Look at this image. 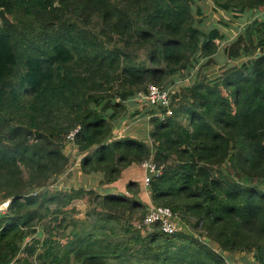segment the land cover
Returning <instances> with one entry per match:
<instances>
[{
	"label": "trees",
	"instance_id": "1",
	"mask_svg": "<svg viewBox=\"0 0 264 264\" xmlns=\"http://www.w3.org/2000/svg\"><path fill=\"white\" fill-rule=\"evenodd\" d=\"M199 1L0 0V264H230L238 252L264 264V19L230 39L204 27ZM210 1L235 18L264 10V0ZM222 40L234 62L209 77ZM202 59L173 114L149 118L151 145L113 132L126 101ZM74 129L101 193L49 189ZM148 160L159 170L151 203L182 226L172 234L137 227L147 207L137 181L125 184L131 195L107 188ZM75 199L89 203L86 217Z\"/></svg>",
	"mask_w": 264,
	"mask_h": 264
},
{
	"label": "rangeland",
	"instance_id": "2",
	"mask_svg": "<svg viewBox=\"0 0 264 264\" xmlns=\"http://www.w3.org/2000/svg\"><path fill=\"white\" fill-rule=\"evenodd\" d=\"M198 1V0H195ZM202 2H205L204 6V27L209 29L210 27L216 26L227 33L228 38L232 39L236 36L238 28L244 26L245 24L255 19H264V10L263 11H246L245 13L236 14L238 18L232 16V14H226L223 11L213 9V3L210 0H201L198 3L202 5ZM223 20H220V19ZM227 21L225 24V22ZM225 40H222L218 45V51L214 55L216 60L215 63H210L205 66L203 72L207 73L209 77H215L220 74L221 69L225 64H232L233 60L226 59L225 53L223 51V46L225 45ZM138 58L140 61H144L145 56L142 52L138 53ZM191 60V59H190ZM243 60V59H242ZM242 60H239L241 62ZM205 59H202L199 62H196L194 69L191 65L187 64L186 68H182L174 75H170L165 83L161 85L170 86L173 91L180 90L182 87L189 85L194 78V75L197 72L199 65L204 63ZM193 62V61H191ZM151 109L143 100L133 97L130 100L124 103V108L120 111L118 118L114 121L112 120V125L114 126L113 132L116 135H132L143 138L147 140L148 144L151 143V139H148L147 132L150 129V119L148 118V110ZM152 110V109H151ZM183 124L186 123V120L181 118ZM121 132V133H120ZM151 145V144H150ZM64 153L68 156L69 162L66 170L57 176L56 181L53 184L49 185V189H61V187L66 185V188L69 187H82L84 189H92L97 192H103L106 188L103 185H100V180L102 179L101 173H84L81 170L80 160L81 154H78L77 147L71 139L68 138L64 145ZM123 176L120 179L113 182V184L108 185V190L116 192H126L131 195L130 191L128 192L125 188V184L128 180L137 181L141 186L139 188L138 198H143L146 200V194L148 187H145L143 184V177L147 174L146 167L143 164H132L124 168ZM149 194V193H148ZM141 196V197H140ZM73 207L78 211V214L81 218L86 217V211L89 210V203L85 199H75L72 202ZM6 205L2 202L0 203V210L5 209ZM146 206L144 212H146ZM145 214V213H144ZM134 219L136 217H133ZM64 241V240H62ZM212 246L217 249V245L212 244ZM228 254V253H227ZM227 254H224L226 259L229 261L232 259L233 263L236 264H257L253 260L252 253L238 252L231 254V259Z\"/></svg>",
	"mask_w": 264,
	"mask_h": 264
},
{
	"label": "built area",
	"instance_id": "3",
	"mask_svg": "<svg viewBox=\"0 0 264 264\" xmlns=\"http://www.w3.org/2000/svg\"><path fill=\"white\" fill-rule=\"evenodd\" d=\"M175 92L176 90L173 91L170 86L150 83L146 90L140 91L136 97L143 100L153 110V113L148 114V118L151 116L164 118L173 114L172 95ZM76 131L77 129L72 130L68 134V138L72 139ZM143 166L147 169V175L143 177V184L145 187H148L152 179V174L159 170L151 160L145 161ZM155 224H159L160 228L167 234H172L182 229V226L177 220L176 214L173 213L169 207L150 204L147 206L146 212L138 222L137 227L140 228L143 233H146L151 231ZM230 264L236 263L232 262Z\"/></svg>",
	"mask_w": 264,
	"mask_h": 264
},
{
	"label": "crops",
	"instance_id": "4",
	"mask_svg": "<svg viewBox=\"0 0 264 264\" xmlns=\"http://www.w3.org/2000/svg\"><path fill=\"white\" fill-rule=\"evenodd\" d=\"M121 176H123V171L121 172ZM119 181H122L123 182V179L121 178ZM111 184H113V183H111ZM111 184H109L110 186H111ZM141 197V196H140ZM144 203H145V205H150V204H152L151 203V200H150V198H149V194H148V192H147V194H146V200L145 199H143V198H140ZM245 253V252H244Z\"/></svg>",
	"mask_w": 264,
	"mask_h": 264
},
{
	"label": "water",
	"instance_id": "5",
	"mask_svg": "<svg viewBox=\"0 0 264 264\" xmlns=\"http://www.w3.org/2000/svg\"><path fill=\"white\" fill-rule=\"evenodd\" d=\"M5 205H7L8 204V200H6L5 202H3Z\"/></svg>",
	"mask_w": 264,
	"mask_h": 264
}]
</instances>
